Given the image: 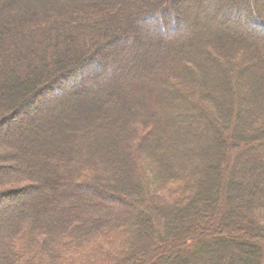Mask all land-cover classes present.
I'll return each instance as SVG.
<instances>
[{
    "label": "trees",
    "instance_id": "obj_1",
    "mask_svg": "<svg viewBox=\"0 0 264 264\" xmlns=\"http://www.w3.org/2000/svg\"><path fill=\"white\" fill-rule=\"evenodd\" d=\"M180 1L0 0V264H264V20Z\"/></svg>",
    "mask_w": 264,
    "mask_h": 264
},
{
    "label": "rangeland",
    "instance_id": "obj_2",
    "mask_svg": "<svg viewBox=\"0 0 264 264\" xmlns=\"http://www.w3.org/2000/svg\"><path fill=\"white\" fill-rule=\"evenodd\" d=\"M222 2H218V3H216V4H214L213 6H214V8L215 7H217V6H221L222 4H228V3H230V1H232V0H221ZM188 2V3H187ZM193 2H194V0H184V1H180V3H179V5L180 4H183V6H185V7H191V5L193 4ZM187 3V4H186ZM239 4H242L241 2L240 3H234V4H232V9L231 10H233V11H236V8H239V7H243V8H246L247 10L249 9V6L248 5H239ZM239 6V7H238ZM193 9H195V5H194V7H193ZM192 9V10H193ZM252 9V8H251ZM256 13H257V15L261 18V19H263L264 20V0H256ZM189 12H190V10H189ZM189 12L187 11V8H186V10H184V12L182 13V15H180V16H183L184 17V19H186L187 18V20L188 19H191V18H193V19H195V14L192 12V16L193 17H190V15H188L189 14ZM186 13H188L187 15L189 16V18H188V16L186 15ZM248 24L254 29V30H259V28L258 27H256V25L255 24H253V23H251V22H248ZM156 27H158V26H156ZM179 27V26H178ZM154 33L155 34H158V33H162V29H160V28H158V29H156V28H154ZM128 51V49H124V52L125 51ZM122 55H124V56H126L124 53H122ZM120 71H118V72H116V74L117 73H119ZM248 76H247V78L245 79V80H243L242 81V83H239V80H237V79H235V78H232L231 79V82L233 81L234 82V84H232V86H233V88H239V89H241L242 87H244V89L246 88V89H256V87L258 88V86L259 85H261V82H262V75L260 74V72H258L256 69H253L252 70V72H250V73H248L247 74ZM92 76V78H93V75H91ZM89 78H91V77H89ZM88 80V79H87ZM72 87V84H69V85H67L66 87H65V90L67 89V90H69V89H72L71 88ZM81 87H82V85H81ZM92 88V87H91ZM64 93L65 92H67V91H63ZM81 96H82V98H81V100H83L84 99V102L88 99V92L87 93H85V94H81ZM64 101H68V96H66V97H64L63 98V102ZM62 102V101H61ZM88 103V106L86 107V105H85V107L84 108H82L81 110H84L85 111V113H87V110H88V108H89V106H90V108L89 109H92V107H91V103H90V100H89V102H87ZM89 103H90V105H89ZM76 109H77V107H72V116H75V112H76ZM91 112V111H90ZM34 114H36V113H34ZM27 126H29V125H31V124H26ZM0 131H3V129L2 130H0ZM47 134H48V132H46ZM48 135H51L52 136V134L50 133V134H48ZM48 135H47V138H48ZM55 137V133L53 132V136H52V138H54ZM46 138V139H47ZM0 164H7V165H12V163H8V162H0ZM262 167L261 166H259V167H257L256 168V171L257 170H260ZM243 183H244V181H242ZM16 187H21L20 185H10V186H7L6 188H16ZM106 202H108L109 200H111V199H104ZM111 201H115V200H111ZM216 246H218V245H214V247H215V249H217L216 248ZM207 249H209V248H207Z\"/></svg>",
    "mask_w": 264,
    "mask_h": 264
},
{
    "label": "bare ground",
    "instance_id": "obj_3",
    "mask_svg": "<svg viewBox=\"0 0 264 264\" xmlns=\"http://www.w3.org/2000/svg\"><path fill=\"white\" fill-rule=\"evenodd\" d=\"M251 5H252V7L256 8V0H252Z\"/></svg>",
    "mask_w": 264,
    "mask_h": 264
}]
</instances>
